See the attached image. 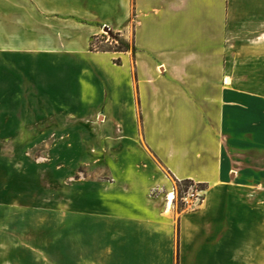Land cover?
Masks as SVG:
<instances>
[{"label": "crops", "instance_id": "crops-1", "mask_svg": "<svg viewBox=\"0 0 264 264\" xmlns=\"http://www.w3.org/2000/svg\"><path fill=\"white\" fill-rule=\"evenodd\" d=\"M225 5L0 0V138L62 130L113 145L120 132L132 145L122 150V163L96 164L121 177L89 187V193L103 195L94 202V216L108 241L82 247L79 240L73 246L76 264H109L118 238L122 248L126 238L135 239L158 264H174L177 228L180 264H264L263 238L252 230L256 220L246 225L250 213H242L233 196L228 206L222 193L264 189V95L241 89L228 75ZM104 30L121 33L132 50L92 51L93 37ZM131 157L139 160L129 162ZM175 180L206 188L195 210L179 212L173 203L168 209L167 199L151 197L152 189L169 191ZM76 207L77 226L84 210ZM243 225L251 228L250 240L226 262V229L232 242ZM16 234L0 227V264L42 261L33 251L43 248L18 241Z\"/></svg>", "mask_w": 264, "mask_h": 264}, {"label": "rangeland", "instance_id": "rangeland-1", "mask_svg": "<svg viewBox=\"0 0 264 264\" xmlns=\"http://www.w3.org/2000/svg\"><path fill=\"white\" fill-rule=\"evenodd\" d=\"M225 4L228 25L225 59L228 75L241 89L264 95V0H225ZM201 12L205 13L203 10ZM104 31L112 33L111 36H99V40L93 41L99 46V50L94 51L91 47L92 51L122 53L132 50L131 43L126 42L122 36ZM115 62L120 64V59ZM120 134L119 132V136L115 137L113 145L101 137L72 136L62 130L56 135L47 134V137L0 138V227L16 231L18 241L32 242L43 248L33 251L42 254V261L33 257L25 260L24 264H76L73 246L79 240L82 247L108 241L103 227H96L94 216V202L98 197L103 198V195L100 191L97 194L88 191L90 186V189H95L99 183H113L116 178L121 177L114 175L120 171L96 168L97 163L106 165L105 160L118 164L126 160V154L122 150L132 145ZM105 146L113 148L114 152H104ZM128 160L134 163L139 158L131 157ZM84 179H91L92 182H85ZM76 182L78 184L75 189ZM190 184L206 191L204 186L195 182L185 181L184 186H180L175 180L173 185L178 187V197L172 209L179 212L196 209L202 198L198 204L182 200L184 190ZM79 191L82 192L81 203L78 199L81 194ZM208 193L212 192L208 191L205 195ZM222 193L224 197L229 196L226 203L228 206L232 204V196L239 200L237 203L242 207V213H250V218H246V225L256 220L257 223L252 224V230L256 229L259 238L262 237L264 241V189L245 187L233 191L230 188ZM151 197L165 198V193L153 192ZM75 207L77 210H84L77 226ZM91 208L93 212H90ZM254 215L258 217L255 219ZM243 226L232 242L233 237L229 236L226 229V262L233 255L236 246L250 240L251 228ZM98 231L101 233L96 235ZM180 238V228H177L174 264H180ZM116 241L113 243L115 254L109 264L158 262L146 246H139L137 239L135 242V239L126 238V247L123 248L119 244L123 240L118 238ZM46 254L49 260H46Z\"/></svg>", "mask_w": 264, "mask_h": 264}, {"label": "built area", "instance_id": "built-area-1", "mask_svg": "<svg viewBox=\"0 0 264 264\" xmlns=\"http://www.w3.org/2000/svg\"><path fill=\"white\" fill-rule=\"evenodd\" d=\"M109 31V30H108ZM111 32V31H109ZM112 33H106L105 31H103L101 34L96 35L95 37H93L92 41H91V47L94 49V51H98L99 50V46L94 44L93 41L94 40H99V36H102V38H104L105 36H111ZM119 36H122L121 33H116ZM114 35V33H113ZM109 41V38H108ZM177 182L179 183L180 186H184V182L185 181H181V180H177ZM187 190H184V195L182 197V200L187 203L188 200L191 201L193 204H198L200 199H201V195H202V190L197 189L195 185L190 184L189 186H187L186 188ZM162 191L165 193V198L167 199V201L169 202V196L172 195L173 196V200L172 203L175 202V200L178 197V187L177 186H172L171 189L169 191H167L166 189L162 188V187H156L154 189L151 190L150 195H153V192H157L158 194L162 193ZM167 202V203H168Z\"/></svg>", "mask_w": 264, "mask_h": 264}, {"label": "bare ground", "instance_id": "bare-ground-1", "mask_svg": "<svg viewBox=\"0 0 264 264\" xmlns=\"http://www.w3.org/2000/svg\"><path fill=\"white\" fill-rule=\"evenodd\" d=\"M230 83H231L230 79H229V78H226V84L229 85ZM172 200H173V196L170 195V196H169L168 209H170L171 206H172ZM167 202H168V201H167Z\"/></svg>", "mask_w": 264, "mask_h": 264}]
</instances>
